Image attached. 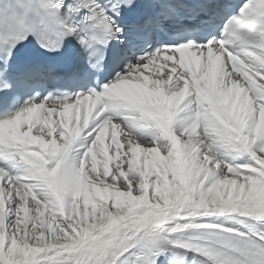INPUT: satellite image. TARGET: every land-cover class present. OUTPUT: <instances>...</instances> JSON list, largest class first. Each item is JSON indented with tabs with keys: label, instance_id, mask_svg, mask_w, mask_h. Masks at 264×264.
Listing matches in <instances>:
<instances>
[{
	"label": "snow or ice",
	"instance_id": "1",
	"mask_svg": "<svg viewBox=\"0 0 264 264\" xmlns=\"http://www.w3.org/2000/svg\"><path fill=\"white\" fill-rule=\"evenodd\" d=\"M0 264H264V0H0Z\"/></svg>",
	"mask_w": 264,
	"mask_h": 264
},
{
	"label": "bare ground",
	"instance_id": "2",
	"mask_svg": "<svg viewBox=\"0 0 264 264\" xmlns=\"http://www.w3.org/2000/svg\"><path fill=\"white\" fill-rule=\"evenodd\" d=\"M146 74H147V72H146Z\"/></svg>",
	"mask_w": 264,
	"mask_h": 264
}]
</instances>
